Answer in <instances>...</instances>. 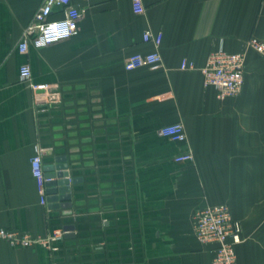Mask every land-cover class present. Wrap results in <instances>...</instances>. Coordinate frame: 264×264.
<instances>
[{"label": "crops", "instance_id": "0c3cea01", "mask_svg": "<svg viewBox=\"0 0 264 264\" xmlns=\"http://www.w3.org/2000/svg\"><path fill=\"white\" fill-rule=\"evenodd\" d=\"M42 2L0 0V227L49 236L74 224L75 236L0 239V264H211L217 244L199 241L194 213L220 203L241 222L238 264H264V57L248 43L264 40V0H143L141 14L133 0H72L77 33L22 53ZM147 29L163 35L162 63L127 70L129 55L155 48ZM219 47L245 56L242 89L223 100L202 73ZM31 82L59 83L61 102L36 109ZM178 121L184 143L160 133ZM37 146L44 167L63 157L78 179L71 208L41 203ZM188 150L192 162L175 161Z\"/></svg>", "mask_w": 264, "mask_h": 264}, {"label": "built area", "instance_id": "2783aa9c", "mask_svg": "<svg viewBox=\"0 0 264 264\" xmlns=\"http://www.w3.org/2000/svg\"><path fill=\"white\" fill-rule=\"evenodd\" d=\"M55 7L61 9L62 17L51 18ZM133 9L137 14L143 13L145 11L143 0H133ZM81 18L82 11L72 0H43L23 30L18 46L19 51L25 53L30 46L39 49L71 38L77 33ZM162 37L161 32L145 30L143 40L152 42L155 48L149 52H136L129 55L125 61V68L127 70L141 66L158 68L162 63L159 50ZM248 43L264 57V40L252 36ZM181 67L194 68L195 64L184 60ZM244 71V54L230 52L224 47L214 50L209 55L206 65L202 67L205 84L214 86L217 89L218 98L222 100L239 94L244 82ZM19 76L22 81H31V66L27 63L22 64ZM31 89L34 95V106L38 110L47 109L61 102L62 91L59 83L31 82ZM160 133L179 143L187 141L185 125L181 121L164 125ZM43 151L42 147L37 146L31 163L33 175L38 183L41 203L46 204V182L49 178L45 177ZM174 159L176 162H192L194 154L188 150L180 152ZM194 220L195 233L199 241L204 244H217L211 264H238L236 245L243 240L242 226L241 222L233 217L229 204L220 203L198 208L194 213ZM64 235L65 231L62 228L54 230L49 236H35L29 231L0 227V239L13 246L30 247L42 244L52 247V242L62 240Z\"/></svg>", "mask_w": 264, "mask_h": 264}, {"label": "water", "instance_id": "95a60500", "mask_svg": "<svg viewBox=\"0 0 264 264\" xmlns=\"http://www.w3.org/2000/svg\"><path fill=\"white\" fill-rule=\"evenodd\" d=\"M57 164L54 166H45V177L49 178L46 182L47 201L49 208H71L73 205L71 194V182H77V178H70L69 165L64 162L65 158L57 159ZM67 237H74V224H67L63 227Z\"/></svg>", "mask_w": 264, "mask_h": 264}]
</instances>
